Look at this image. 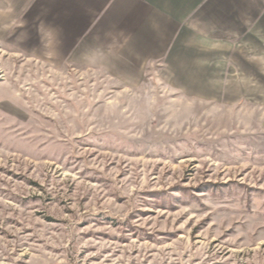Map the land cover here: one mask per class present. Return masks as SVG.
<instances>
[{
  "label": "rangeland",
  "instance_id": "rangeland-1",
  "mask_svg": "<svg viewBox=\"0 0 264 264\" xmlns=\"http://www.w3.org/2000/svg\"><path fill=\"white\" fill-rule=\"evenodd\" d=\"M9 2L0 264H264V45L196 79L43 60Z\"/></svg>",
  "mask_w": 264,
  "mask_h": 264
},
{
  "label": "crops",
  "instance_id": "crops-1",
  "mask_svg": "<svg viewBox=\"0 0 264 264\" xmlns=\"http://www.w3.org/2000/svg\"><path fill=\"white\" fill-rule=\"evenodd\" d=\"M9 1L17 15L28 14L25 35L43 60L106 70L163 62L196 79L224 77L227 61L255 60L264 45V0Z\"/></svg>",
  "mask_w": 264,
  "mask_h": 264
}]
</instances>
